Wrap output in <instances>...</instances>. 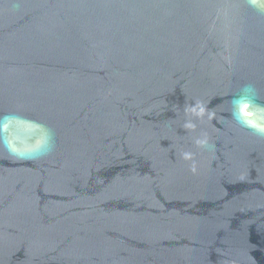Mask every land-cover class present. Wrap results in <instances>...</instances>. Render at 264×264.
Here are the masks:
<instances>
[{
	"label": "water",
	"instance_id": "water-1",
	"mask_svg": "<svg viewBox=\"0 0 264 264\" xmlns=\"http://www.w3.org/2000/svg\"><path fill=\"white\" fill-rule=\"evenodd\" d=\"M0 264H264V0H0Z\"/></svg>",
	"mask_w": 264,
	"mask_h": 264
}]
</instances>
